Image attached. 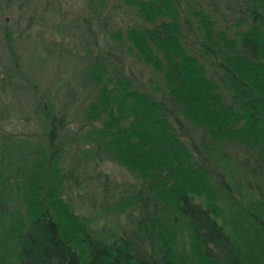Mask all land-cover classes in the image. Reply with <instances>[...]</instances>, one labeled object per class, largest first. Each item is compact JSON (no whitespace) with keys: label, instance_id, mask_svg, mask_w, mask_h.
Returning <instances> with one entry per match:
<instances>
[{"label":"trees","instance_id":"16d2710c","mask_svg":"<svg viewBox=\"0 0 264 264\" xmlns=\"http://www.w3.org/2000/svg\"><path fill=\"white\" fill-rule=\"evenodd\" d=\"M87 1L80 51L52 41L81 63L76 90L69 79L39 89L26 71L29 11L17 33L0 21V264H264V0H234L230 34L202 0ZM112 10L134 24L113 28ZM125 54L156 79L138 81ZM19 120L34 131L7 132ZM104 161L134 182L125 202L84 218L64 190L78 166Z\"/></svg>","mask_w":264,"mask_h":264},{"label":"rangeland","instance_id":"374dc122","mask_svg":"<svg viewBox=\"0 0 264 264\" xmlns=\"http://www.w3.org/2000/svg\"><path fill=\"white\" fill-rule=\"evenodd\" d=\"M22 1L24 0H10L9 2L0 0V6L3 9L0 13V21L2 19H6L9 26L15 30V33H17L18 28L21 30L27 21L24 14L29 11V13L33 15L34 20L29 28H31L30 31L34 33L29 35L27 37V41L24 42V52L20 49V47L18 50V53L23 58L26 71L43 82L42 84L40 83L39 89H42L43 87L46 88V84H51L53 82L56 84H54L55 87H58L57 85H61L66 79H69V81L73 83L72 87L76 90L78 78L75 80L76 75H73V73L78 67H80L81 63L73 57L66 55L64 51L62 54L59 50V44L53 43L52 41H56L58 43L59 41H62L66 44V47H74L80 51L78 48L79 43L77 44L78 41H81L80 38L82 37L80 34L81 22L79 21V17L86 13L85 9L88 6V1L51 0L53 1V4H49V6L46 7L44 6L45 0H27L25 1L26 3L21 6L23 17H21L22 20H20V15L17 11V4ZM202 2L204 10H206L212 18L216 19L218 27L225 29L229 34L235 30L234 22L238 17L242 16L243 13L238 11L234 0H202ZM109 7L111 8V4H109ZM55 10L56 12L54 13ZM112 12L115 13L113 14V25H117L113 26V28L120 27L125 24H134L132 20H130L134 17L131 15L132 12L130 10L127 12H123L122 10H118V12H116L112 10ZM55 28H64V31H56ZM38 30L44 35V38L50 42H47ZM240 30H242V26H240ZM189 37L191 38V35H189ZM109 41L112 43L111 37H109ZM125 56V70L127 69L126 71L128 72L131 71L133 76H135L138 81L147 84L150 80L156 79V76L152 74L150 68L143 62L138 61L133 54H129V56L125 54ZM20 105L21 103L18 106L19 108L17 107V111H25V113H29L31 111L27 105H25L24 108L22 106L23 103L21 105L22 107H20ZM16 106L17 105L15 103V107ZM71 127L74 129L76 126L72 124ZM32 131H34V128H27L25 124H23L22 120H19V122L16 121V124L14 126H10L7 130V132L23 134H28ZM227 151L230 152V150ZM231 151L232 153L237 152L236 149ZM237 155L240 159L243 157L241 152H238ZM67 160L69 161L66 162L65 168L68 170L71 168L70 165L73 164V162L70 161L71 158L69 156L67 157ZM78 167L79 168H76L74 171L77 183L74 184L70 181L67 182V188L64 190L63 194V197L71 204V207L77 214L84 218H89L93 214L92 209L96 212L99 211L102 201L106 206L108 203L113 205L117 202L126 201V192L123 191V185L134 182V180H132V176L125 168L109 161L101 162L99 165H94L93 162H90L88 165L81 164V166ZM98 171H102V173L107 175L109 185L110 183L117 185L114 193L109 190L107 191L106 189L104 190L105 183H103V187L101 188L102 180L99 181L94 178V175ZM108 187L110 186H107V188ZM95 193L97 194V198L100 202L97 203V206L93 207L87 199ZM82 196H84L85 199L81 198ZM110 210V212L113 213L110 214L112 216H119L120 223L124 224V213L119 211L115 212L111 209V207ZM134 213L136 214L137 212L135 211ZM101 214L103 217H106L107 212L105 211V208L101 211ZM91 218L94 219L91 227L97 228L98 226L97 230L100 237L109 236L108 230H101L102 228L99 227L104 222V219L99 218V221H96V216ZM134 228V225L129 227L130 231ZM184 239L187 240L186 236H184ZM144 246V248L138 247V249L140 248V251L143 252V254H146L148 252L147 245Z\"/></svg>","mask_w":264,"mask_h":264}]
</instances>
